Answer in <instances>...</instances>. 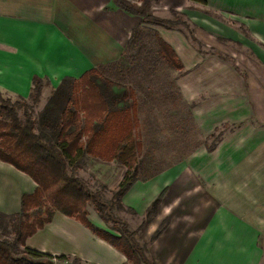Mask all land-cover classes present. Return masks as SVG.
Wrapping results in <instances>:
<instances>
[{
	"label": "crops",
	"instance_id": "crops-1",
	"mask_svg": "<svg viewBox=\"0 0 264 264\" xmlns=\"http://www.w3.org/2000/svg\"><path fill=\"white\" fill-rule=\"evenodd\" d=\"M174 13L184 15L186 26L151 23L152 16L166 20ZM136 30L140 50L128 51ZM156 37L173 49L181 71L158 52ZM109 66L126 77L134 110L140 106L137 84L153 116L164 105V112L177 116L178 103L181 110L185 103L197 137L191 153L137 180L122 197L150 264H264V0H0V93L28 100L33 79H41V110L63 79ZM183 115L175 119L181 143L189 137ZM219 128L223 132L208 151L205 142ZM76 170L91 175L105 195L126 173L115 161L91 157ZM35 187L0 161V217L18 214L21 198ZM160 194L157 214L147 221ZM88 214L105 228L94 211L88 208ZM25 245L89 264L127 263L59 212Z\"/></svg>",
	"mask_w": 264,
	"mask_h": 264
},
{
	"label": "trees",
	"instance_id": "trees-1",
	"mask_svg": "<svg viewBox=\"0 0 264 264\" xmlns=\"http://www.w3.org/2000/svg\"><path fill=\"white\" fill-rule=\"evenodd\" d=\"M144 19L147 20V16ZM150 19L155 25L169 23L155 16ZM177 21L185 25L184 15H176ZM139 37L140 32L134 31L127 45L128 51L140 50L138 45L142 38ZM156 45L167 64L181 71L183 67L173 49L158 37ZM112 72V66H109L107 71L92 69L77 80L63 79L39 111L34 108L44 86L41 79L32 81L30 103L22 98L3 99L0 93V161L26 174L36 184L32 193L21 198L19 213L7 217L14 222V235L12 239L0 235V264H30L24 259H16L21 254L52 258L26 247L25 242L50 223L56 212L78 220L95 236L121 252L126 264L151 263L146 244L137 242L136 232L130 231L127 223L114 215L115 211L131 212L123 206L122 197L137 180L150 179L159 169L141 168L147 160L143 156L140 132L135 127V100L124 74L117 68ZM19 110H22V118ZM222 132L219 128L209 136L205 142L208 151L214 149ZM88 157L115 161L126 168L109 201L102 199L103 186L100 191H92L75 173ZM161 199L162 194L148 207L147 221L157 214ZM87 206L93 207L105 228L90 221ZM164 228L165 225H161L152 239ZM54 259L56 264H89L63 254Z\"/></svg>",
	"mask_w": 264,
	"mask_h": 264
},
{
	"label": "rangeland",
	"instance_id": "rangeland-1",
	"mask_svg": "<svg viewBox=\"0 0 264 264\" xmlns=\"http://www.w3.org/2000/svg\"><path fill=\"white\" fill-rule=\"evenodd\" d=\"M166 20L169 21V23H165L168 27L176 26V15L175 14H169ZM168 70L170 71V68H168ZM136 87L139 90V95H137V98H139L138 106L139 105L140 106L137 108V110H134L136 114V119H137L135 127H136V130L140 132L141 139H142L141 141H142V147H143V156H144V159L147 160L146 165L144 164V166H141L142 170L144 168L147 169V166H150V169L152 170L161 169L167 165L175 163L176 161L181 159L183 156L186 157L189 153H191V150L196 146V142L194 139L195 138L197 139V137L194 136L195 134L193 133L194 131L192 132L191 123L189 122V118L187 115L188 108L186 107L185 103H184L183 110L180 109L179 103L177 107L178 110H180V111H177V116L179 117V114L183 112L185 128L189 129V131L185 130L186 133L189 135V137H184V141L181 143L179 142L180 138L179 136L176 135V131H175L176 129L175 119L177 118V116L175 115L176 114L175 111L164 112L166 107H168V105L167 106L164 105V111H161L159 113L160 116L158 114H155L153 116V113L146 110L145 108L146 106L142 104V100L145 96V93L141 91L138 84ZM1 95L3 99L10 98L12 101H15L16 99L20 98V97L4 95L2 93ZM27 102L30 103L29 99L27 100ZM172 104L175 105V103H172ZM39 109H40L39 105L37 104L34 110L39 111ZM19 116L22 118V110H19ZM144 117L145 119H142ZM147 125H150V127L149 126L147 127ZM75 173L79 175V177L82 178L89 185L92 191L93 190L100 191L97 184L95 185V180L91 175L84 173L83 171L79 173V170H76ZM95 187H97L96 188L97 190L92 189ZM101 195L104 201H109L111 199V193H106L105 195V192L101 191ZM103 196H105L106 200L104 199ZM88 208L90 212L94 211L93 207L87 206V211H88ZM128 214H129L128 212H124V211L114 212V215L120 220L124 222L126 221V223L130 225L128 226L129 230L133 231V229H135V227L137 226V222L134 220V222L132 223L131 220L133 219H131L128 216ZM90 221L95 225L94 220L91 216H90ZM13 223L14 222L12 221V219L0 217L1 237L12 239L14 235Z\"/></svg>",
	"mask_w": 264,
	"mask_h": 264
},
{
	"label": "water",
	"instance_id": "water-1",
	"mask_svg": "<svg viewBox=\"0 0 264 264\" xmlns=\"http://www.w3.org/2000/svg\"><path fill=\"white\" fill-rule=\"evenodd\" d=\"M16 259H24L30 264H56L53 258L50 257L34 258L28 254H21L17 256Z\"/></svg>",
	"mask_w": 264,
	"mask_h": 264
},
{
	"label": "built area",
	"instance_id": "built-area-1",
	"mask_svg": "<svg viewBox=\"0 0 264 264\" xmlns=\"http://www.w3.org/2000/svg\"><path fill=\"white\" fill-rule=\"evenodd\" d=\"M52 258L54 259V257L52 256ZM54 261H55V259H54Z\"/></svg>",
	"mask_w": 264,
	"mask_h": 264
}]
</instances>
